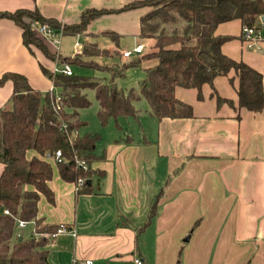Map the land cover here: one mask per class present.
<instances>
[{
    "label": "crops",
    "instance_id": "1",
    "mask_svg": "<svg viewBox=\"0 0 264 264\" xmlns=\"http://www.w3.org/2000/svg\"><path fill=\"white\" fill-rule=\"evenodd\" d=\"M131 1L0 0V11L37 8L47 18L73 24L88 8L118 9ZM146 11L138 8L93 20L74 35L83 38L80 50L74 45L65 51L61 44L58 49L45 40L52 52L64 55L82 53L90 41L121 53L144 43L146 51L151 40L140 35V18ZM216 33L232 37L223 44V52L259 71L264 91V40L245 42L240 20L219 24ZM100 36L102 42L96 39ZM147 61L140 65L141 82L146 68L156 63ZM40 64L56 71L64 63L37 48L31 52L23 43L22 28L0 18V76L17 71L37 89L60 92ZM232 75L218 76L214 85L218 95L233 104H219L209 84L202 88V99L196 88L177 87V97L192 105V117H155L157 128L151 137L142 125L137 138L122 125L118 129L124 133L100 147L104 133L98 131L103 138L92 167L104 174L91 178V193H79L77 182L64 179L53 163V201L41 195L39 217L47 224H64L68 231L48 244L50 264H82L85 259L139 264L138 258L141 264H177L179 257L180 264H264V107L259 112L240 107L238 80L232 82ZM13 88L12 81L0 86V108L10 103ZM128 134L133 141L124 140ZM2 167L0 163V172ZM29 225L31 233L25 236ZM33 230L32 223L18 229L24 237Z\"/></svg>",
    "mask_w": 264,
    "mask_h": 264
},
{
    "label": "trees",
    "instance_id": "2",
    "mask_svg": "<svg viewBox=\"0 0 264 264\" xmlns=\"http://www.w3.org/2000/svg\"><path fill=\"white\" fill-rule=\"evenodd\" d=\"M146 8L140 18V35L151 40L150 48L142 54L124 60L118 50L112 52L98 42L85 43L83 52L68 54L63 62L81 67L106 71L111 77H97L75 73L66 75L52 71L40 64L41 71L60 88V108L53 105L54 91L33 87L28 77L17 71H6L0 76V86L12 81L14 88L10 106L0 108V264H50L47 248L53 234L64 224H47L39 217L38 203L41 195L53 201L49 181L53 177V163L59 166L64 179L77 182L84 178L79 193L93 192L87 182L103 171L92 167L99 157L97 144L103 136L98 131L81 133L87 125L80 109L90 106L87 90L93 89L99 102L97 117L102 126L112 119L122 128L120 118H132L141 124V111L135 102L146 98L148 112L157 119L193 116V107L176 95L177 87L196 88L197 97L203 98L205 84L212 87V96L218 103L232 100L218 95L214 81L218 76L238 80V104L259 112L264 107L262 74L243 60L234 59L222 50L231 36L219 35V24L240 20L242 28L264 26V0H133L118 9L88 8L80 20L62 24L54 18L43 16L35 9L20 8L0 11V18L13 20L22 28L23 43L49 59L56 60L45 38L36 31L34 24L47 23L65 35L82 33L95 19L110 13ZM242 37V34H241ZM98 58L117 59L113 65L101 63ZM155 60L146 68L140 88L125 89L118 86L116 78L125 70L138 67L144 61ZM141 126V125H140ZM126 142L133 135H126ZM144 142H150L143 136ZM62 152V162L48 159V155ZM153 203L149 216L155 214L158 199ZM9 212H5V210ZM32 221L30 237L17 229V219ZM66 226V225H65ZM180 264V257L178 263Z\"/></svg>",
    "mask_w": 264,
    "mask_h": 264
},
{
    "label": "rangeland",
    "instance_id": "3",
    "mask_svg": "<svg viewBox=\"0 0 264 264\" xmlns=\"http://www.w3.org/2000/svg\"><path fill=\"white\" fill-rule=\"evenodd\" d=\"M99 42L103 41V37H97L96 38ZM83 41V38H78L74 35H64L62 37L61 46L65 51H69L68 49L73 48L76 41ZM152 42V41H151ZM150 48V43L147 46V50ZM78 54L76 52L73 53ZM57 58L56 61L63 62L64 54L57 52ZM123 58V57H122ZM124 59V58H123ZM98 60L101 63H109V65H113L114 61H117V59H113L112 61L108 59L104 60V58H98ZM149 62V61H147ZM152 64L154 63V60H151ZM65 64V62H63ZM70 64V63H69ZM71 65V64H70ZM75 73L84 74V75H95L97 77L106 78L102 80H107L111 77V74L106 71L96 70L93 68L88 67H81L77 65H71ZM143 70L142 66L139 67H131L125 70L124 76H120L116 78L117 84L120 87H123L125 89H129L131 87H135L137 89L140 88V83L142 80ZM88 98L91 100V104L88 107L80 109L81 117L85 120H87V125L83 126L80 129L81 133H84L86 131H100L104 133L103 141L99 144H107L109 141L113 140V138L116 135H121L124 133L123 130H120L116 127L114 119H112L106 127H103L97 117V111L99 109V102L95 96V91L93 89L87 90ZM135 105L137 108L141 109V124L134 121L132 118H122L120 120L121 124L128 129L129 133L135 134V137H140V129L142 125L144 127V134L147 135V137H151L155 134V130L157 128V119L155 116H153L150 112H146V109H149V103L146 98H141L139 101L135 102ZM6 106H10V103ZM32 224H34L32 222ZM32 226L29 225L27 228L24 229L25 236L30 235Z\"/></svg>",
    "mask_w": 264,
    "mask_h": 264
},
{
    "label": "built area",
    "instance_id": "4",
    "mask_svg": "<svg viewBox=\"0 0 264 264\" xmlns=\"http://www.w3.org/2000/svg\"><path fill=\"white\" fill-rule=\"evenodd\" d=\"M34 28L38 33H40L45 39L49 40L51 43H53L58 49L60 48L61 44V38L64 35L63 29L56 30L55 28L51 27L49 24H34ZM242 39L252 45L253 43L260 42L264 40V26L262 28H255L250 26H244L242 28ZM77 50H80L82 48V43L80 41H77L75 44ZM145 51V44L144 43H138L135 45L132 49H127L122 52L123 57L125 58H131L135 57L137 55L142 54ZM57 72H63L66 75H72L73 74V68L69 63H65L61 66V68L56 69ZM54 91V90H52ZM55 92V91H54ZM53 99V105L56 109L60 108V92L54 93ZM48 159L53 160L54 162H62V152L61 150H58L55 155H48ZM84 183V178L80 177L77 180V188H79L80 185ZM5 212H9L7 209ZM29 223H32V221H26L21 218L17 219V228L22 229ZM68 231V228L65 225H61L58 227L56 233L53 234V237H55L59 233H63ZM135 261L139 264L142 263L141 259H135ZM82 264H95L93 259H85Z\"/></svg>",
    "mask_w": 264,
    "mask_h": 264
},
{
    "label": "water",
    "instance_id": "5",
    "mask_svg": "<svg viewBox=\"0 0 264 264\" xmlns=\"http://www.w3.org/2000/svg\"><path fill=\"white\" fill-rule=\"evenodd\" d=\"M263 19H264V16H263ZM87 182L90 184L91 183V179H88Z\"/></svg>",
    "mask_w": 264,
    "mask_h": 264
}]
</instances>
